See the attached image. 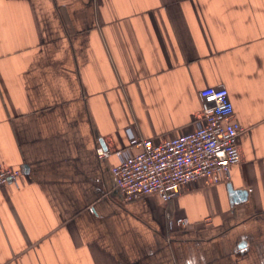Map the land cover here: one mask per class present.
Instances as JSON below:
<instances>
[{
  "label": "crops",
  "instance_id": "crops-1",
  "mask_svg": "<svg viewBox=\"0 0 264 264\" xmlns=\"http://www.w3.org/2000/svg\"><path fill=\"white\" fill-rule=\"evenodd\" d=\"M209 85L241 162L125 200L97 149L193 128ZM0 163V264H264V0H0Z\"/></svg>",
  "mask_w": 264,
  "mask_h": 264
},
{
  "label": "built area",
  "instance_id": "built-area-1",
  "mask_svg": "<svg viewBox=\"0 0 264 264\" xmlns=\"http://www.w3.org/2000/svg\"><path fill=\"white\" fill-rule=\"evenodd\" d=\"M201 119L184 133L163 140L138 138L127 129L128 147L112 151L98 148V156L115 153L118 162L112 167L115 186L125 200L158 194L167 202L176 197L185 183L202 177L219 182L232 165L241 162L238 137L245 131L235 118L234 104L224 86L201 89ZM19 169L0 163V186L17 183ZM184 223V218L178 219ZM173 224V221H170Z\"/></svg>",
  "mask_w": 264,
  "mask_h": 264
},
{
  "label": "water",
  "instance_id": "water-1",
  "mask_svg": "<svg viewBox=\"0 0 264 264\" xmlns=\"http://www.w3.org/2000/svg\"><path fill=\"white\" fill-rule=\"evenodd\" d=\"M228 191L231 198V203H240L246 201L249 196V190L246 188H234L233 184L229 182L227 184Z\"/></svg>",
  "mask_w": 264,
  "mask_h": 264
}]
</instances>
